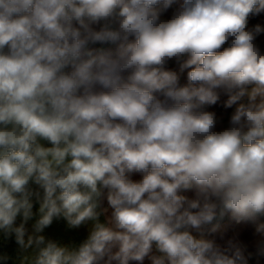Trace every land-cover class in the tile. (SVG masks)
<instances>
[{"label":"clouds","instance_id":"clouds-1","mask_svg":"<svg viewBox=\"0 0 264 264\" xmlns=\"http://www.w3.org/2000/svg\"><path fill=\"white\" fill-rule=\"evenodd\" d=\"M0 264H264V0H0Z\"/></svg>","mask_w":264,"mask_h":264}]
</instances>
